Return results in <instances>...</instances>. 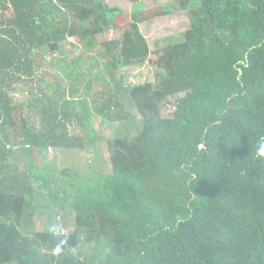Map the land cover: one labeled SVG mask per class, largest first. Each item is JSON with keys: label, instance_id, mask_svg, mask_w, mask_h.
Segmentation results:
<instances>
[{"label": "trees", "instance_id": "1", "mask_svg": "<svg viewBox=\"0 0 264 264\" xmlns=\"http://www.w3.org/2000/svg\"><path fill=\"white\" fill-rule=\"evenodd\" d=\"M128 1V29L102 44L122 12L103 0H0V264H264V0H178L166 15L188 12L191 27L162 49L157 88L115 76L152 53L142 0ZM73 38L105 48L113 90L100 109L64 89L107 79L94 75L97 60L62 56ZM27 79L39 93L18 105L12 86ZM175 97L166 118L161 106ZM122 102L138 114L107 143L109 173L58 171L36 157L90 147L94 117L121 119Z\"/></svg>", "mask_w": 264, "mask_h": 264}, {"label": "rangeland", "instance_id": "2", "mask_svg": "<svg viewBox=\"0 0 264 264\" xmlns=\"http://www.w3.org/2000/svg\"><path fill=\"white\" fill-rule=\"evenodd\" d=\"M105 4L109 7L118 8L121 12L120 16L116 18L115 24L116 29L108 31L106 34L100 36L98 41L102 44L104 42L119 39L124 30L128 29V26L132 22L134 13L132 12L135 7L128 0H103ZM178 5V0H142L140 9L147 14L148 19L141 25V30L144 36L147 37L151 46V55L143 63H135L120 71L116 70V75L119 80H122L124 86H137L143 84H153L155 88L159 85V66L158 60L160 59L161 51L171 42L180 41L183 35L189 31L191 27L190 15L188 12H173L172 15L167 16L166 12L170 11V7L173 5ZM137 8V7H136ZM105 52L103 45H97L95 49L91 52L86 51L80 42V39L73 38L70 39L65 46V53L62 55L72 64L75 59L79 56H83L86 61L85 66L92 63V61L97 60L99 67L94 69V75L102 73L107 77L106 83L100 79H92L91 89H87L86 85L88 80H84L79 84H74V92L71 94V87L73 81H66L64 89L67 92L69 98H74L76 100L84 99L90 102V107L95 109L101 107L103 102L107 99L108 89L113 90V83H109V78L104 72V66L102 63L105 62L106 57L101 54ZM52 55H54L52 57ZM60 56L59 53L45 55L48 59H56ZM94 59V60H93ZM42 63V62H41ZM43 69L40 73H45L47 65L42 64ZM87 69V67H86ZM54 73V72H51ZM63 75V74H62ZM48 84L52 85L53 79L48 76ZM89 79V78H88ZM39 82L37 80L29 81V79L23 81V83H16L12 86L10 92L11 97L16 104L21 105L30 100H33L39 93ZM105 95V96H104ZM180 98V97H179ZM178 98H170L166 103H163L162 115L164 117H170L175 112V107ZM124 107V114L121 119H114L110 122L105 120L102 121L100 116L94 117V127L96 131V137L94 138L91 146L85 148L84 150H66V149H49L37 151L35 153L36 157L44 162L45 168L51 167L55 170H64L67 168H75L85 173H109L113 167L110 164V154L108 150L107 143L112 139L121 128L128 127L133 123L132 119H128L129 114L137 116V111L133 105L130 103L122 102ZM140 118V117H139ZM71 133L83 137V139L88 143V131L79 128L77 125H71ZM132 135L134 131L132 130ZM43 165V166H44ZM36 196H39L38 194ZM42 204L47 203L42 199L39 200ZM38 202V198L36 203ZM47 228L46 217L40 215L37 226L35 230L43 231Z\"/></svg>", "mask_w": 264, "mask_h": 264}, {"label": "clouds", "instance_id": "3", "mask_svg": "<svg viewBox=\"0 0 264 264\" xmlns=\"http://www.w3.org/2000/svg\"><path fill=\"white\" fill-rule=\"evenodd\" d=\"M258 155L264 156V143H261L258 149ZM49 231H51L53 234H60L63 232V228L60 225H51L49 227ZM67 244H68V241L66 238L60 240L59 243L56 245V247L53 249L54 254L56 255L63 254Z\"/></svg>", "mask_w": 264, "mask_h": 264}]
</instances>
